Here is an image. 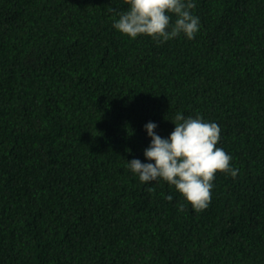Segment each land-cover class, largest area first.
Listing matches in <instances>:
<instances>
[{
	"label": "trees",
	"instance_id": "obj_1",
	"mask_svg": "<svg viewBox=\"0 0 264 264\" xmlns=\"http://www.w3.org/2000/svg\"><path fill=\"white\" fill-rule=\"evenodd\" d=\"M0 264H264V0H0Z\"/></svg>",
	"mask_w": 264,
	"mask_h": 264
}]
</instances>
